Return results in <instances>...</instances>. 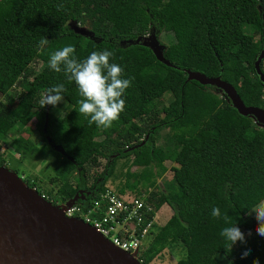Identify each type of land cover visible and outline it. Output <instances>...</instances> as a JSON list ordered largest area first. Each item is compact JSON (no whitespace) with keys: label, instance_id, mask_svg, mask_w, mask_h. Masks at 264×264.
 I'll list each match as a JSON object with an SVG mask.
<instances>
[{"label":"trees","instance_id":"1","mask_svg":"<svg viewBox=\"0 0 264 264\" xmlns=\"http://www.w3.org/2000/svg\"><path fill=\"white\" fill-rule=\"evenodd\" d=\"M61 3L64 8L57 10ZM263 21L264 0H13L6 12L0 9V150L4 137L34 118L39 140L15 138L12 147L18 154H37L41 141L61 186L55 196L43 194L26 177L22 182L28 188L63 203L90 181L89 195L78 202L85 210L118 175L123 183L113 192L119 196L153 190L144 198L153 211L144 214L140 228L163 205L172 215L161 227L152 224L149 242L137 254L141 264L173 245L185 250L176 264H210L206 251L230 226L211 216L213 207L228 214L239 229L255 233L237 251L224 249L223 264H252L254 259L264 264V237L248 216L264 200V127L239 115L214 86L187 78L188 71L219 77L234 87L246 107L263 109L264 86L254 68L264 47ZM84 27L86 34L79 32ZM252 31L259 33L258 39ZM162 33L171 34L169 44L160 43ZM151 35L170 66L135 42ZM42 37L49 43L41 48ZM68 45L76 49L78 61L110 48V63L123 67V78H135L122 97L124 111L108 130L89 126L78 114L82 97L75 82L48 66L51 55ZM37 62L43 67L35 73L31 66ZM61 83L66 89L63 104L49 106L44 132L46 106L40 108L39 102L48 88ZM15 88L19 100L11 93ZM166 95L173 100L164 104ZM101 160L106 161L101 171L89 173ZM119 160L123 163L117 170ZM166 162L177 167H171L172 180L162 194L157 180L166 173ZM0 168H5L1 153ZM245 249L250 253L241 259Z\"/></svg>","mask_w":264,"mask_h":264},{"label":"water","instance_id":"2","mask_svg":"<svg viewBox=\"0 0 264 264\" xmlns=\"http://www.w3.org/2000/svg\"><path fill=\"white\" fill-rule=\"evenodd\" d=\"M262 39L264 42V28ZM135 42L150 48L158 61L170 66L153 35ZM263 59L264 47L254 62L255 73L264 86L260 69ZM187 74L188 80L217 88L239 115L251 117L264 127V108L246 107L233 86L219 77L208 78L191 71ZM48 113L46 105L44 132ZM47 142L60 152V146L53 145L49 137ZM41 144L37 143V147ZM88 195L89 192L78 191L65 205L84 201ZM137 254L114 246L82 220L66 217L63 207L53 205L36 190L28 188L7 168H0V264H141Z\"/></svg>","mask_w":264,"mask_h":264},{"label":"clouds","instance_id":"3","mask_svg":"<svg viewBox=\"0 0 264 264\" xmlns=\"http://www.w3.org/2000/svg\"><path fill=\"white\" fill-rule=\"evenodd\" d=\"M56 8L62 10L64 5L62 3L57 4ZM48 43L49 41L42 37L38 46L42 48ZM75 51L76 49L71 45L63 47L62 50L51 55L48 66L56 73L63 71L69 81L75 82L79 95L82 97L78 101V114L84 116L89 126L95 124L98 128L108 130L124 111L125 100L122 97L126 90L131 87L135 78H123V67L117 63H110L114 57L110 48H105L103 51H92L83 61H78L75 58L73 55ZM65 91V86L62 83L48 88L39 102L40 108L46 105L55 108L63 102ZM41 196L44 198V195ZM251 213L254 214L258 224L255 232L264 237V200L260 201ZM211 216L222 219L225 224L230 225L224 227L220 233L226 241L228 253L231 252L237 241L245 243L244 233L236 226V222L231 221L228 214L222 215L219 207H213ZM249 253L250 250L245 249L241 253V259ZM221 259H227V256L221 257ZM228 264H232V262L229 261ZM252 264H259V261L254 259Z\"/></svg>","mask_w":264,"mask_h":264},{"label":"rangeland","instance_id":"4","mask_svg":"<svg viewBox=\"0 0 264 264\" xmlns=\"http://www.w3.org/2000/svg\"><path fill=\"white\" fill-rule=\"evenodd\" d=\"M12 2L13 0H0V9L6 12V10L10 8ZM85 28L86 27L80 28L79 32L84 34L88 33V30ZM251 34L255 37V39L259 38V33H255L252 31ZM158 39L161 44L167 45L172 41V36L171 34L162 33L158 37ZM42 67L43 64L41 62H37L31 66V69L34 70L35 73H38L42 69ZM263 70H264V62H263ZM11 93L15 96L17 100H19L21 93L17 88L13 89ZM163 98H164L163 100L164 104H167L173 100V98L170 95H166ZM1 101H3L2 95H0V102ZM62 104L63 103H60L58 105L62 106ZM247 119H251L255 123V120L253 118L247 117ZM34 126H35V119L32 118L26 124V126L21 125V130L19 132H15V133L12 132L10 133V135L4 137L1 142L0 153L2 157H4L5 168L16 170L18 172L16 176L21 181L26 177H31L30 179H32L38 186H40V190L43 194H47L50 192L52 196H55L58 192V189L61 186V181H59L56 175L54 174L53 164H52L53 159L49 156L47 147L41 141H39L42 143L38 147L40 153L30 154V155L18 154L16 153L15 149H13L12 147V143L15 138L21 140L30 139L35 142L39 140V134L33 130ZM27 130L33 131L34 133L29 135L27 133ZM99 137L101 138L102 135L99 134ZM105 162H106L105 160H101L100 167L89 168V173L93 172L94 170H98V172L101 171ZM117 163H118L117 170H119V166L121 165V163H123V160H119ZM165 166L167 168L166 173L163 174L157 180V188L162 194H164L165 192L166 185L170 183V181L172 180L173 171L171 170V167H177L176 164H171L169 162H166ZM135 170H137V168L135 167L131 168V171H135ZM124 171L125 169L122 170V172ZM69 179L71 182L74 181L72 176H69ZM114 179H115L114 181L110 179L105 184L106 190H112L116 192L118 185H121L123 183V178L121 177V175L116 176ZM153 193H154L153 190H149L148 193L146 194L143 193V195L137 197H140V199L144 201L145 197ZM54 200L58 205L61 204V202L58 199L55 198ZM251 211H253V209ZM251 211L249 212L248 216L249 218L254 219L255 225L258 226L255 216L253 213H251ZM153 215L154 216H153L152 224L161 227L171 217L172 210L167 205H163L158 211H155ZM240 231L245 235V243H241V245L250 243L254 240L255 233L253 231L246 232L243 229H240ZM249 233L251 234L249 235ZM149 239L150 238L144 239L139 250L142 249L149 242ZM239 246H240V242L237 241V243L233 245L232 250L237 251ZM224 249H227L226 241L222 236H220V238H218L217 241H215V244L211 245L206 251V253H209L210 264H216V262H218V264H223V262H225V259L223 260L221 259V257H225V255L223 254ZM217 250H220V253H218ZM184 255H185V250L183 249V247H181L180 245H173L163 250L149 264H176L181 258L184 257Z\"/></svg>","mask_w":264,"mask_h":264},{"label":"built area","instance_id":"5","mask_svg":"<svg viewBox=\"0 0 264 264\" xmlns=\"http://www.w3.org/2000/svg\"><path fill=\"white\" fill-rule=\"evenodd\" d=\"M68 218H77L92 227L97 233L119 249L133 254L152 229V221L141 227L144 214L152 212L140 197L117 195L105 190L91 208L85 210L80 204L67 207L61 203ZM123 236V238H121Z\"/></svg>","mask_w":264,"mask_h":264},{"label":"flooded vegetation","instance_id":"6","mask_svg":"<svg viewBox=\"0 0 264 264\" xmlns=\"http://www.w3.org/2000/svg\"><path fill=\"white\" fill-rule=\"evenodd\" d=\"M90 184H91V183L88 181V183L86 184V188H80V189H78V191L89 192L87 189L90 187ZM89 193H90V192H89ZM44 198H45L47 201L51 202L53 205H58L54 199H52V198H50V197H47V195H46V196L44 195Z\"/></svg>","mask_w":264,"mask_h":264}]
</instances>
